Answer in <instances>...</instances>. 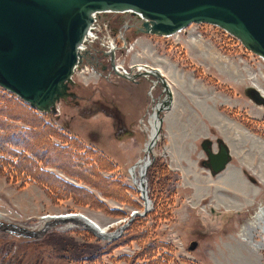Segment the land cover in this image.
Listing matches in <instances>:
<instances>
[{
	"label": "rangeland",
	"instance_id": "rangeland-1",
	"mask_svg": "<svg viewBox=\"0 0 264 264\" xmlns=\"http://www.w3.org/2000/svg\"><path fill=\"white\" fill-rule=\"evenodd\" d=\"M130 36L128 47L120 43L121 64L126 68L136 63L161 68L171 83L170 106L164 103L167 91L160 82L154 85V76H141L132 82L109 69L100 72L86 68L75 76L79 83L74 90L82 98L80 104L61 102L55 124L61 128L67 123L69 134L77 136L84 146H98L105 151L117 165L115 170L103 173L133 186L130 195L144 203L130 169L141 158H147L144 147L151 135L149 121L154 109L162 104V130L150 155H155L153 162L160 160L178 170L172 169L175 178L163 195L157 187L153 189L147 172L149 195L156 200V206L153 203L144 224L154 231L158 242L163 239L172 245L157 246L154 258L167 254L169 264H264V109L244 92L252 81L264 90L263 58L224 29L208 23H193L168 37L135 33ZM99 107L109 108L110 114L94 115ZM180 114L186 116L182 118ZM166 131L171 135L170 147ZM218 136L229 145L232 161L225 171L213 176L199 163L203 155L206 157L200 147L202 138L215 141ZM70 145L71 149L77 148L71 142ZM77 151L84 165L98 164L96 153L82 146ZM77 166L82 168L79 161L74 165ZM94 190L109 206L128 214L136 209L133 204ZM212 205L235 213L221 229L211 227L198 214L200 206L202 216L211 220ZM74 211L106 231L125 224V215L118 210L86 206L70 198L56 201L36 183L21 187L0 174V222L18 224L37 233L27 237L20 235L19 230L0 228V250H8L6 242L19 247L38 243L41 246L29 247L22 259L33 264H62L53 257L56 250L101 246V260L106 264H135L131 256L143 246L134 239L109 245V240L100 239L85 228L73 230L43 223L44 215ZM142 220L130 225L127 232L131 228L143 230ZM51 233L55 239L45 238ZM193 240L199 246L190 251L188 246ZM147 258L139 256L136 260L142 264Z\"/></svg>",
	"mask_w": 264,
	"mask_h": 264
},
{
	"label": "water",
	"instance_id": "water-1",
	"mask_svg": "<svg viewBox=\"0 0 264 264\" xmlns=\"http://www.w3.org/2000/svg\"><path fill=\"white\" fill-rule=\"evenodd\" d=\"M127 10L144 18L139 33L169 36L192 23L214 24L264 59V0H0V86L42 113L57 114L59 103L70 104V98L79 104L80 95L73 90L78 86L74 75L85 64L98 62L97 56L87 48L98 14ZM103 55L111 57L118 75L127 77L116 66L115 51L103 52ZM144 73L157 76L167 91L164 103L169 107L172 91L168 80L158 68L150 67ZM245 94L264 107V92L260 88L251 85L245 88ZM162 121L160 118L158 134ZM218 142L219 152H213L211 139L202 142L208 155L205 165L212 168L213 174L226 169L232 158L227 143L222 138ZM155 143L156 140L152 141L150 149ZM147 200L146 195L145 203ZM148 210L145 206L143 212L134 211L124 226ZM198 213L211 227L221 229L233 211L218 210L212 205L211 220L202 216L203 211ZM68 219L62 217L59 221ZM85 225L105 240L117 238L125 228L104 234ZM0 228L37 235L11 223L0 222ZM198 245L197 240L192 241L189 250H195Z\"/></svg>",
	"mask_w": 264,
	"mask_h": 264
},
{
	"label": "trees",
	"instance_id": "trees-1",
	"mask_svg": "<svg viewBox=\"0 0 264 264\" xmlns=\"http://www.w3.org/2000/svg\"><path fill=\"white\" fill-rule=\"evenodd\" d=\"M98 112L110 114V109L99 107L93 114ZM56 117L37 111L16 94L0 86V174L8 182L19 183L21 187L31 182L36 183L46 189L48 195L56 201L70 198L82 205L107 211L118 210L122 215H127L126 211L107 205L94 190L95 188L106 197L141 208L142 205L130 195L131 186L127 182L103 173V171L115 170L117 165L107 153L98 146H84L77 136L69 134L70 127L67 123V125L64 123L61 128L55 124ZM70 142L77 148L71 149ZM80 146L96 153L98 164L84 165L77 151ZM81 155H86V152H81ZM77 160L82 168L74 167L77 165ZM99 165L102 168L99 169ZM67 168L70 170L67 171ZM148 176L153 189L157 187L158 193L163 195V191L170 187L169 183L175 178V173L168 163L155 160L148 169ZM67 177L83 181L85 184L72 181ZM172 192L171 189L170 194ZM153 202L156 206V200L153 199ZM149 214L150 212L145 217H136L130 225L136 224L140 219H143L141 222L143 225L144 221L147 222ZM127 229L120 238L108 241V244L126 243L134 239L143 247L139 253L131 256V262L140 264L136 259L139 256H147V260L142 264H169L167 254L160 255L158 259L154 256L157 246L172 247V245L163 239L158 242L154 231L148 228L146 223L143 225V230L131 228L128 233ZM54 235L51 233L45 238L55 239ZM37 245L38 243L34 245L29 243L19 247L17 244L11 246L6 242L5 246L9 248L6 251L0 250V264H20V262L33 264L24 259L28 248H37ZM101 256V246H92L91 249H83L81 246L76 250L60 249L53 255L56 261L62 264H106L101 260ZM176 264L179 263L176 262ZM185 264H195V262L188 261Z\"/></svg>",
	"mask_w": 264,
	"mask_h": 264
},
{
	"label": "flooded vegetation",
	"instance_id": "flooded-vegetation-1",
	"mask_svg": "<svg viewBox=\"0 0 264 264\" xmlns=\"http://www.w3.org/2000/svg\"><path fill=\"white\" fill-rule=\"evenodd\" d=\"M141 27L142 22L139 17H136L134 13L129 11L101 13L99 17V27L96 30L101 35V39H99L97 43H92L93 53L97 56L98 62H94L92 66L98 69L106 66V68L109 69L112 65L111 61L103 55L106 42L111 39V37H114L118 44L123 42V40L124 43H128L131 38V33H137ZM217 138L218 137H216V140L211 144L216 152L219 150ZM215 143L217 147H215ZM201 163L204 165L205 159H202Z\"/></svg>",
	"mask_w": 264,
	"mask_h": 264
},
{
	"label": "bare ground",
	"instance_id": "bare-ground-1",
	"mask_svg": "<svg viewBox=\"0 0 264 264\" xmlns=\"http://www.w3.org/2000/svg\"><path fill=\"white\" fill-rule=\"evenodd\" d=\"M159 108H160V104H159L158 107H156L154 109V114H153V116L151 117V119L149 121L151 135H150V141L147 144V146L145 147V152L147 153L146 156H145V158L147 157L148 159L146 158L147 160L146 159L143 160L141 158V160H139L137 164H135L134 166H132L131 167V170H130L131 171V174H132V178L134 180V183L137 186V189L140 192V196H141V198H142V200H143V202L145 204L144 206H147L150 210L153 207V202H152V200H150L148 198V191H147V188L145 186V179L147 178V171H148V167H149V164H150V161H151V158H152V156L150 154L152 153L154 147L156 146V144H155L150 149L151 143L154 140H156V143H157V141L159 139V134L157 133L158 128L160 126V119H159V116H158ZM147 161H148L149 164H148V167L146 168V166H147V163L146 162ZM145 172H146V174H145ZM145 175H146V178H145ZM146 183L148 184V181L147 180H146ZM144 190H146V194H144ZM146 195H147V199H148L147 200V203H145V201H146ZM67 216L68 215H61L60 217H67ZM72 218L74 220H76V221H80V222H83V223H86V224H89V225L95 227L101 233H104V234H107L108 233L105 229H101V227L96 222H94L93 220H91L87 216L74 213L73 216H72ZM49 220H50V217H46V218H44L43 223L46 222V221H49ZM123 226L121 228H123Z\"/></svg>",
	"mask_w": 264,
	"mask_h": 264
},
{
	"label": "crops",
	"instance_id": "crops-1",
	"mask_svg": "<svg viewBox=\"0 0 264 264\" xmlns=\"http://www.w3.org/2000/svg\"><path fill=\"white\" fill-rule=\"evenodd\" d=\"M177 113V112H176ZM175 113V114H176ZM181 115V117L183 118V116H186V114H180ZM190 129V128H189ZM165 137L167 138V144H168V146L170 147L171 146V135H170V133L168 132V131H166L165 132ZM196 146H197V144L194 146V148L196 149ZM191 160H192V157L190 158ZM177 169V168H176ZM178 170V169H177Z\"/></svg>",
	"mask_w": 264,
	"mask_h": 264
}]
</instances>
